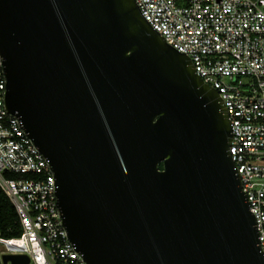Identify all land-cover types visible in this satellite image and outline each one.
I'll return each mask as SVG.
<instances>
[{"label": "water", "instance_id": "water-1", "mask_svg": "<svg viewBox=\"0 0 264 264\" xmlns=\"http://www.w3.org/2000/svg\"><path fill=\"white\" fill-rule=\"evenodd\" d=\"M0 55L87 264H264L224 102L135 0H0Z\"/></svg>", "mask_w": 264, "mask_h": 264}, {"label": "built area", "instance_id": "built-area-1", "mask_svg": "<svg viewBox=\"0 0 264 264\" xmlns=\"http://www.w3.org/2000/svg\"><path fill=\"white\" fill-rule=\"evenodd\" d=\"M135 1L151 28L188 56L223 100L233 129L231 158L264 253V0ZM6 91L0 55V189L22 228L18 238L0 237V263L4 255H23L30 264H87L63 226L49 162L6 109Z\"/></svg>", "mask_w": 264, "mask_h": 264}, {"label": "trees", "instance_id": "trees-1", "mask_svg": "<svg viewBox=\"0 0 264 264\" xmlns=\"http://www.w3.org/2000/svg\"><path fill=\"white\" fill-rule=\"evenodd\" d=\"M160 169H162V166ZM6 176L13 177L9 174H6ZM21 234L22 228L15 208L0 189V237L11 239L18 238Z\"/></svg>", "mask_w": 264, "mask_h": 264}, {"label": "rangeland", "instance_id": "rangeland-1", "mask_svg": "<svg viewBox=\"0 0 264 264\" xmlns=\"http://www.w3.org/2000/svg\"><path fill=\"white\" fill-rule=\"evenodd\" d=\"M3 251V248L2 247H0V252H2Z\"/></svg>", "mask_w": 264, "mask_h": 264}]
</instances>
